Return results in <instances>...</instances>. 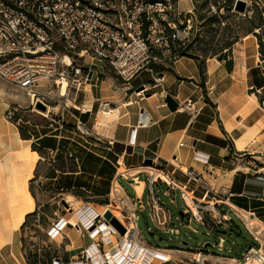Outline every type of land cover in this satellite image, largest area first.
Instances as JSON below:
<instances>
[{"label": "crops", "instance_id": "obj_1", "mask_svg": "<svg viewBox=\"0 0 264 264\" xmlns=\"http://www.w3.org/2000/svg\"><path fill=\"white\" fill-rule=\"evenodd\" d=\"M261 28L264 23L255 32L238 38L230 48L215 54L181 57L175 66L165 70L163 82L155 83V73L146 76L143 71L128 85L111 83L105 90L99 76L92 79L80 89L85 95L82 101H76L73 112L90 133L77 131L74 118L70 123L64 120L66 127L60 125L53 131L43 128L33 134L32 141L52 161L48 179L53 184L48 189L60 194L72 193L81 202L90 201L88 195L104 198L106 202L110 198L112 204V185L117 181L122 193H116L115 203L127 202L131 211L139 214L133 200H141L144 205L143 197L150 190L149 172L166 168L174 180L185 182L188 177L180 167L201 173L211 168L215 188L233 205L255 211L264 221V37L260 35ZM144 82L152 83L145 92L138 93L139 85ZM208 88L212 89L211 93ZM188 98L198 107L195 115L180 106ZM2 106L0 156L6 157L3 161L7 165L27 171L30 162L24 157L30 151L31 138L6 120V109ZM70 125L76 132L68 130ZM182 141L185 146L180 145ZM155 153L159 159L148 170L145 161ZM196 153L207 156L209 167L195 160ZM123 166L128 170L120 171ZM144 174L149 175L147 180H143ZM122 180L129 183L134 195L122 186ZM142 184L140 192L137 186ZM196 194L200 197V193ZM6 203L1 204L9 209ZM40 208L39 204L36 210L26 212L20 226L24 227L35 212L40 213ZM17 229L6 232L10 238L3 234L6 241L0 242V264H29L22 232L18 233ZM55 241L61 245L63 251L59 256L64 259H75L91 243L90 238L73 228Z\"/></svg>", "mask_w": 264, "mask_h": 264}, {"label": "built area", "instance_id": "obj_2", "mask_svg": "<svg viewBox=\"0 0 264 264\" xmlns=\"http://www.w3.org/2000/svg\"><path fill=\"white\" fill-rule=\"evenodd\" d=\"M178 5L179 0H0V78L19 89L18 98L24 93L35 108L38 102L46 105L49 88L57 78H77L79 86L90 84L93 78H97L95 60L112 66L127 82L146 70L155 73V83L163 82L166 69L162 67L166 66L165 61L176 64L182 57L179 49L190 39L191 30L184 25L185 12ZM187 30L188 33L185 32ZM87 58H91L92 62L88 63ZM79 60L83 62L78 64ZM151 83L140 84L141 93ZM208 91L211 93L212 89L208 88ZM180 106L192 115L198 113L192 98L181 102ZM72 116L77 120L76 127L86 130V125L74 113ZM180 145L185 146L186 143L182 141ZM194 158L209 167L207 156L196 153ZM157 159L159 155L155 153L151 164ZM180 168L188 177L185 182L174 180L166 168L154 171H160L168 178L156 177L154 171L149 172L150 203L157 226L162 224L156 206L163 203L155 185L161 179L169 190L180 193L186 206L185 215H188L186 225L190 228L193 222L205 225L209 236L218 237L215 245L220 251L226 249L224 234L230 227V211L242 220L255 244L246 245L242 258L213 253L218 257V262L264 264V221L255 211L238 208L229 202V198L217 190L211 181V168L206 173ZM121 175L124 176L123 173ZM117 187L116 190L120 191ZM169 193L167 190L166 195ZM196 193H200V197H196ZM133 203L138 206L139 212L145 211L141 200H133ZM193 203L199 205L195 208ZM107 210L113 211L107 207L94 215V227L88 228L82 221L77 222L76 229L83 237L90 238L91 243L75 259L66 262L59 257L57 263L95 264L97 261L98 264H107L109 255H106V247H111L113 254L119 256L125 247L137 246L142 251L136 258L128 255L131 264H158L147 262V256L152 255L153 249L159 252L168 249L151 246L140 238L137 211L129 214V220L133 219L134 224L127 225L118 218L127 229L126 234L122 235L105 218ZM67 224L65 220L58 222L52 235ZM103 224L109 227L107 233L97 230ZM165 226L172 234L179 236L182 233L173 220ZM157 257L161 258L162 264L173 259L167 261L161 255ZM135 259L139 262L136 263Z\"/></svg>", "mask_w": 264, "mask_h": 264}, {"label": "rangeland", "instance_id": "obj_3", "mask_svg": "<svg viewBox=\"0 0 264 264\" xmlns=\"http://www.w3.org/2000/svg\"><path fill=\"white\" fill-rule=\"evenodd\" d=\"M237 1L238 0H194L195 9L191 11L183 10V12H185L184 17H186V19H184V25L187 26L191 32L188 42L186 41L187 43L182 45L179 49L181 56L197 57L199 55L208 56L215 54L223 49L230 48L238 38L255 32L256 28H260L263 25L264 8L262 7V1L264 0H244L246 1L245 11L237 9ZM178 6L180 8V5ZM185 32L188 33V30ZM260 32V35L264 37V28H261ZM182 33H184V31H182ZM82 62L83 61L79 60L77 63L79 64ZM87 62L91 63V58H87ZM94 64L96 65V76L100 77V81H104L103 88L105 90L110 88L111 83L117 85H128L130 83L125 81L112 66L105 62L95 60ZM165 65L166 66L162 68L166 70L171 69V66H175V64L167 61H165ZM145 73L146 76H148L151 72L146 70ZM61 80H65L68 83L67 100L61 101V95L58 93L60 88L64 85L63 81L56 84L52 83L53 86L49 88L46 100L47 110L44 111L37 107H33L29 98L19 99V89L0 78V104L6 109V120L17 125L27 138H31L29 142V149L31 152L37 150L34 151L37 153L34 155L37 157V160L33 171L28 169L27 171L18 173V185L25 180L28 181V189L35 201L33 211L36 210L39 204L41 207L40 213H38V211L35 212V214L27 219L24 227L20 226L16 230L18 233L22 232L26 248V258L29 264H47V262L58 264L56 259L60 257V252L63 251V249H61V245L55 241L57 238H54L52 235V231L56 227L55 225L65 220L68 222L66 225L67 230L73 228L78 232L75 225L77 222H80L73 216L75 207L71 206L69 201L74 202L77 207L89 205L96 208L98 212H102L107 207H112L111 209H116L121 213L122 220L125 224H134L133 219L132 221L129 220V214L132 213L131 206L127 202L122 204L119 202L117 204L115 203V201H118V199H116V193H122L121 185L117 181L112 185L114 186L112 191L114 202L112 204L110 203V198L109 201L106 202L103 200L104 198L88 195L90 201L81 202V199L72 193L64 192L65 194H60V192L48 189V187L53 184L52 180L48 179V175L51 174L49 169H51L52 161H49L45 152L40 151V147L32 141L33 134H36L39 129L42 130L43 128L49 127L48 131H53L60 125L66 127L67 124L64 123V120L68 121V123H70L72 119L74 120L72 113H75L76 101L79 102L83 100L85 94L81 90L88 85L83 83L79 86L77 78L70 79L65 77V79ZM54 87L55 89H53ZM141 91L142 90H138V93ZM21 94L24 95V93ZM10 112H12V114ZM42 112H47V114ZM76 129L80 132L90 133L87 127L86 130H79L77 127ZM68 130L76 132L72 125L69 126ZM31 152L27 154L28 159L33 158ZM5 158L6 157L0 156V163ZM40 160L41 163L38 164ZM4 161L2 163H5ZM146 164L148 170H151L152 164ZM124 170H128V168L123 166L120 171ZM149 175L144 174L142 176L143 180H147ZM121 184L128 193L131 195L135 194L126 180H122ZM116 185L120 191L116 190ZM155 188L159 199L163 203L162 206L167 212L169 223H171V218L175 226L181 229L182 233L179 236L170 233L167 231V227L165 226L166 223L162 226H157L153 218V206L150 203L149 189L143 197L145 211L139 213V233L140 238L142 240L145 239L151 246L165 247V249L168 250H171V248L174 249V251H171L173 259L169 264H199L196 262L198 257L200 258V264H222L218 262V257L213 253L242 258L246 252V245L254 243L249 232L245 229L242 220L230 211V227L227 233L224 234L226 237V249L220 251L215 245L218 241V237L215 235L209 236L207 234L208 229L205 225L198 222L191 223V228L186 225L188 223V215L183 216L181 213H186V206L179 192L169 190L167 184L162 182L161 179H159V183L155 185ZM167 190L170 192L169 195H166ZM3 192L4 189L2 187L0 188V195H2ZM175 192L176 196L174 197L173 194ZM196 195L198 196V194ZM123 197L126 198V196ZM63 200H66L68 205H66ZM3 205L0 204V242L2 243L6 241V238H10L6 235V232L12 233L15 231L14 227L11 225L14 224L11 211L3 207ZM197 205L199 204L193 203L195 208ZM56 210L57 212H55ZM177 217H179V219H177ZM193 229H196L197 232ZM151 232H154V235L150 234ZM3 234H5L6 238ZM207 243H211L213 246L210 245L204 248ZM62 244L65 245L64 241ZM228 248H231V251H228ZM208 250L211 253H209ZM57 252L59 254H57ZM191 261H193V263H191Z\"/></svg>", "mask_w": 264, "mask_h": 264}, {"label": "bare ground", "instance_id": "obj_4", "mask_svg": "<svg viewBox=\"0 0 264 264\" xmlns=\"http://www.w3.org/2000/svg\"><path fill=\"white\" fill-rule=\"evenodd\" d=\"M179 5L182 11L183 10L191 11L195 9L194 0H179ZM61 81H63L64 85L63 87L60 88L58 93L59 95H61L60 100L66 101L67 86H68L67 81L57 78L55 84L61 83ZM53 89H55V87ZM19 98L28 99L23 94L19 96ZM47 112H42V113L47 114ZM28 153H30V151L27 152V154ZM27 154L24 158L30 162L28 165V169L33 171L35 162L37 160V157H35L34 155L37 153L32 151L31 154L33 155V158L31 159H28ZM18 169L19 168L15 165L13 166L7 165V162L0 164V186H2L4 189V192L2 193V195H0V204L4 201H7L6 204L9 207V210L11 211V214L13 216L15 229H17L24 222L26 217L25 216L26 212L32 211L35 204L34 198L28 189V181L25 180L24 182L18 185V173L21 172L18 171ZM154 175L156 177L162 176L164 178H168L167 175H165L160 171H154ZM137 189L141 192L143 189V184L141 186H137ZM69 203H71V206L75 207V212L73 216L76 217L77 220L82 221L86 226H88V228H90L91 226L92 227L95 226V224L92 223V221L94 220V215H96V213L98 212L96 208L83 206V205L77 207V205H75V203L72 201H69ZM112 210L114 217L122 219V215L118 210L116 209H112ZM156 210L158 213V217L160 219V223L164 225L167 221V212L160 204L156 206ZM195 211L197 212V209H195ZM108 229L109 227L106 224H103L97 228L98 231L104 230L106 233L108 232ZM63 233H67V226H64L61 230L59 231L57 230L56 232H54L53 237L59 239L60 237H62ZM137 244H139V242H137ZM112 250L113 249L111 247H106V253H107L106 255H109L107 264H131L130 260L128 259V255L129 257L133 255L136 258V256L139 255L140 252L142 251L137 246L125 247L122 253L119 256H116L113 254ZM143 254H145V252H143ZM159 255H161L167 261H171V258L173 257L171 251L169 250H166L164 252L162 251L159 252L158 249H153L152 255L150 254L147 256L148 257L147 262H152V263L158 262V264H162L163 262L161 261V258L157 257ZM106 258L107 257H105V259ZM61 259L65 261V259L63 258ZM135 261L136 263L139 262L138 259H135ZM196 261H199L197 263L200 264L199 257L196 259ZM191 263H193V261H191ZM95 264H98V262L96 261Z\"/></svg>", "mask_w": 264, "mask_h": 264}, {"label": "water", "instance_id": "obj_5", "mask_svg": "<svg viewBox=\"0 0 264 264\" xmlns=\"http://www.w3.org/2000/svg\"><path fill=\"white\" fill-rule=\"evenodd\" d=\"M237 9L240 10V11H245L246 10V1L244 0H238L237 1ZM143 88V87H142ZM141 88V89H142ZM37 108L39 109H42V110H47V106L42 103V102H38L37 105H36ZM146 163H152V159H147L145 161ZM183 214V212H181ZM105 218L107 220H110L111 224L113 226H115L117 228V230L122 234L124 235L125 232H126V228L123 226V224L119 221L118 218L114 217L112 212L110 210H107L106 214H105ZM150 234L154 235V232H151ZM212 245L211 243H207L205 245V247H208ZM213 246V245H212ZM57 261H60V259H57Z\"/></svg>", "mask_w": 264, "mask_h": 264}, {"label": "trees", "instance_id": "obj_6", "mask_svg": "<svg viewBox=\"0 0 264 264\" xmlns=\"http://www.w3.org/2000/svg\"><path fill=\"white\" fill-rule=\"evenodd\" d=\"M24 136H25V134H24ZM65 261L67 262V261H69V259H65ZM47 264H52V262H47Z\"/></svg>", "mask_w": 264, "mask_h": 264}]
</instances>
